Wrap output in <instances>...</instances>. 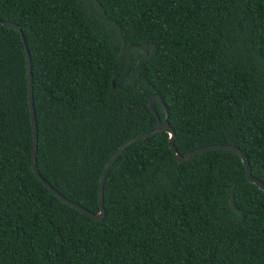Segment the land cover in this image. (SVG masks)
Returning <instances> with one entry per match:
<instances>
[{
    "label": "trees",
    "instance_id": "1",
    "mask_svg": "<svg viewBox=\"0 0 264 264\" xmlns=\"http://www.w3.org/2000/svg\"><path fill=\"white\" fill-rule=\"evenodd\" d=\"M0 20L25 37L38 171L66 198L99 211L153 94L180 154L234 144L264 183V0H0ZM168 139L117 157L102 220L63 203L31 168L24 46L0 23V264H264V191L240 155L180 162Z\"/></svg>",
    "mask_w": 264,
    "mask_h": 264
},
{
    "label": "water",
    "instance_id": "2",
    "mask_svg": "<svg viewBox=\"0 0 264 264\" xmlns=\"http://www.w3.org/2000/svg\"><path fill=\"white\" fill-rule=\"evenodd\" d=\"M0 23L4 26L17 29L21 33V38H22V42H23V46H24V52H25L26 63H27L28 106H29V113H30L31 126H32L31 168H32L33 172L38 176V178L45 184V186L63 203L79 210L80 212H82L83 214L88 216L93 221L102 220L105 216V209H104V205H103V187H104V182H105V179L107 177L109 169L111 168V166L113 165V163L115 162L117 157L122 153V151L127 146H129L131 143H133L137 140L152 136V135H154L160 131H165L168 133V135H169V139H168L169 149H170L172 155L174 156L175 160L180 161V162L185 161L186 159H188L192 155H196V154H199V153H202L205 151H209V150L227 149V150H233V151L237 152L240 155L241 160L245 166L247 179L250 182L256 184L261 190L264 191V183L260 179H258L257 177L252 175L248 158L246 157L244 152L238 146H236L234 144H224V143L208 144V145L197 147V148H195V149H193V150H191L185 154H180L174 145L175 131L170 126V123L168 121V114H167L166 106L162 102V98L160 95L153 94V95L149 96L148 104H149V108H150L151 112L156 116V124L152 129L145 131V132H142L140 134H137V135L129 138L128 140H126L124 143H122L115 150V152L112 154V156L109 158V160L105 164V166L102 170L101 176L99 178V182H98L97 197H98L99 211L98 212H92V211L86 209L85 207L81 206L80 204L73 202L70 199L66 198L59 191H57L49 182H47L38 171L37 158H36L37 145H38V133H37L38 130H37V122H36L34 98H33L32 66H31V56H30V52H29L27 43L25 41V37L22 33L21 27L18 24L11 22V21H4V20H0ZM113 85H114V82H113ZM157 100L162 102V105L164 108L165 116H164L163 120L160 119V117H159V115L155 109V106H154V104Z\"/></svg>",
    "mask_w": 264,
    "mask_h": 264
}]
</instances>
